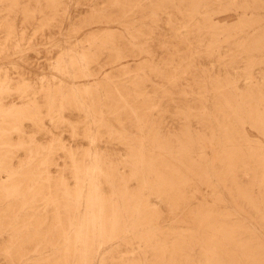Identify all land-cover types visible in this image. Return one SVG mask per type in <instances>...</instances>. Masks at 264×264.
<instances>
[{"label": "rangeland", "instance_id": "1", "mask_svg": "<svg viewBox=\"0 0 264 264\" xmlns=\"http://www.w3.org/2000/svg\"><path fill=\"white\" fill-rule=\"evenodd\" d=\"M0 264H264V0H0Z\"/></svg>", "mask_w": 264, "mask_h": 264}]
</instances>
